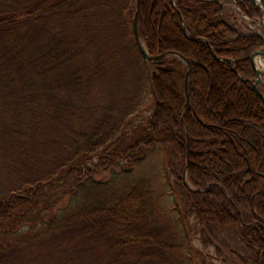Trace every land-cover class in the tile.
<instances>
[{
    "label": "trees",
    "instance_id": "1",
    "mask_svg": "<svg viewBox=\"0 0 264 264\" xmlns=\"http://www.w3.org/2000/svg\"><path fill=\"white\" fill-rule=\"evenodd\" d=\"M136 3L0 0V264H264V103L250 62L264 28L244 31L229 5L264 13L252 0H141L140 40L163 54L147 63ZM144 93L151 110L136 122ZM156 153L164 173L134 176ZM168 187L179 204L163 201ZM190 216L217 254L195 248ZM213 225L237 228L247 252L224 248Z\"/></svg>",
    "mask_w": 264,
    "mask_h": 264
},
{
    "label": "rangeland",
    "instance_id": "2",
    "mask_svg": "<svg viewBox=\"0 0 264 264\" xmlns=\"http://www.w3.org/2000/svg\"><path fill=\"white\" fill-rule=\"evenodd\" d=\"M222 1V0H220ZM223 1H227V0H223ZM231 8V14L232 17L235 16L237 22L242 23L243 22V16H241V13L238 12L237 7L236 6H232L231 4L229 5ZM249 23L247 22V25ZM264 79V78H263ZM262 89L264 90V88L262 87ZM99 98H97V96H95V101H98ZM151 99L149 97V95H147L146 93H144V95L142 96L141 100H140V104H139V108L137 111L133 112V115L135 117V121L136 122H141L143 121V119H146L148 117V114L151 110ZM166 161L167 159L160 155V154H151L148 155L147 157H145V160L140 164V165H135L133 167V173L134 176L136 175H145V174H151V175H156V173L158 172H162L164 173L165 169V165H166ZM166 172H167V168H166ZM119 174H121V171L118 167H115L113 169H107L105 171H103L101 174L97 175L96 178L99 180H111L114 179L116 176H118ZM121 176V175H120ZM161 177V176H160ZM163 178V177H162ZM168 190H170V187H168ZM75 201V199L72 197H65L61 200L59 206L63 207V206H70L72 205V203ZM163 201H165V204L167 205V207L169 206H173L175 204H179L180 200L178 199V197L172 192V190L168 191V194L165 195V197L163 198ZM188 222V227H189V232L191 233V237L190 239L192 240L194 246L196 249L198 250H203V251H207L210 252V254H217L216 252V248L215 246H205L202 242H200V229L201 226H203V223H199L197 221H195V219L193 218V216H190L188 218V220H186ZM237 228H233V229H223L220 230L218 229V227L216 226H212V230L215 231V233L218 235V241L220 240L221 242H219L220 244H226L224 245V248H232V249H236L237 251L241 252V253H246L247 250H244V247H242L238 241V232L236 230ZM197 263L201 264L199 259L197 258ZM220 262V260H219ZM229 264H237L236 262L233 263H229Z\"/></svg>",
    "mask_w": 264,
    "mask_h": 264
},
{
    "label": "water",
    "instance_id": "3",
    "mask_svg": "<svg viewBox=\"0 0 264 264\" xmlns=\"http://www.w3.org/2000/svg\"><path fill=\"white\" fill-rule=\"evenodd\" d=\"M199 1H201V0H199ZM252 1L254 3L258 4L260 9L264 13V0H252ZM140 2H141V0H137L136 9H135L136 12H135V15H134V17L132 19V21H133L132 28H133V32H134V40H135V42L137 44V48H138L139 53L142 54L143 60L145 62L150 63L153 60L161 58V56L163 54H161V55H151V54H149L146 51L143 42H141V40H140V35H139V32H138V25H139L138 17H139V11H140L139 10ZM171 3H172V6L175 9H177L176 6H175L174 0H171ZM180 19H182V16L180 17ZM182 23H183L184 32L189 37V35L187 33L186 25L184 23V19H182ZM209 49H210L212 55H214L213 50L210 47H209ZM178 57L181 58V59H184L186 61V59L183 56L178 55ZM257 57H260V58L264 57V45L260 49H257V51L254 52L253 54H251V56H250V58H251L250 59L251 67H252V69H254V72H255V81L253 83V90H255L257 96L264 103V90L262 89V87L264 88V79H263L264 78V69L257 65V59H258ZM185 72H186V74H185V78H184V83H185V90H184L185 103L184 104L188 105L189 99H188V93H187V87H188L187 81H188L189 72H188V70H186ZM187 155H188V152L186 153V157H187ZM186 172H187V168L183 172L184 183L187 185Z\"/></svg>",
    "mask_w": 264,
    "mask_h": 264
},
{
    "label": "built area",
    "instance_id": "4",
    "mask_svg": "<svg viewBox=\"0 0 264 264\" xmlns=\"http://www.w3.org/2000/svg\"><path fill=\"white\" fill-rule=\"evenodd\" d=\"M264 26V19H260V20H255L253 22V24H248L247 26H245V28H243V30H247V29H251V30H254V31H258L259 33H261V27ZM248 27V28H246Z\"/></svg>",
    "mask_w": 264,
    "mask_h": 264
},
{
    "label": "bare ground",
    "instance_id": "5",
    "mask_svg": "<svg viewBox=\"0 0 264 264\" xmlns=\"http://www.w3.org/2000/svg\"><path fill=\"white\" fill-rule=\"evenodd\" d=\"M257 58H258L257 65L264 69V57L263 58L257 57Z\"/></svg>",
    "mask_w": 264,
    "mask_h": 264
}]
</instances>
